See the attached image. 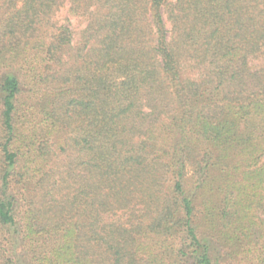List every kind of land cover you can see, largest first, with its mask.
<instances>
[{
	"label": "trees",
	"instance_id": "obj_1",
	"mask_svg": "<svg viewBox=\"0 0 264 264\" xmlns=\"http://www.w3.org/2000/svg\"><path fill=\"white\" fill-rule=\"evenodd\" d=\"M0 264H264V0H0Z\"/></svg>",
	"mask_w": 264,
	"mask_h": 264
},
{
	"label": "rangeland",
	"instance_id": "obj_2",
	"mask_svg": "<svg viewBox=\"0 0 264 264\" xmlns=\"http://www.w3.org/2000/svg\"><path fill=\"white\" fill-rule=\"evenodd\" d=\"M62 18L71 17L67 10H63V13L61 15ZM72 18V28L75 30L76 37H79V33L81 29L85 26L84 23H82L80 20L71 17Z\"/></svg>",
	"mask_w": 264,
	"mask_h": 264
}]
</instances>
